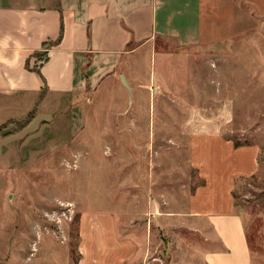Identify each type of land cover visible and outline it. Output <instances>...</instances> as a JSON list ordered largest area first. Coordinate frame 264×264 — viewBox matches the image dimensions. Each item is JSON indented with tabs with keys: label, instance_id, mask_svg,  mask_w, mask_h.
<instances>
[{
	"label": "rangeland",
	"instance_id": "1",
	"mask_svg": "<svg viewBox=\"0 0 264 264\" xmlns=\"http://www.w3.org/2000/svg\"><path fill=\"white\" fill-rule=\"evenodd\" d=\"M156 42L139 55L142 92L105 82L81 105L83 127L63 131L73 134L69 145L0 171V264H77L84 210L113 213L119 232L147 235L155 264L197 262L211 242L187 217L199 180L190 165L195 130L186 125L202 118L220 120L233 142L260 147L258 172L235 182L234 198L251 262L264 264V28L206 46ZM195 107L202 114L190 113Z\"/></svg>",
	"mask_w": 264,
	"mask_h": 264
},
{
	"label": "crops",
	"instance_id": "2",
	"mask_svg": "<svg viewBox=\"0 0 264 264\" xmlns=\"http://www.w3.org/2000/svg\"><path fill=\"white\" fill-rule=\"evenodd\" d=\"M61 25V40L41 60L34 52L56 40ZM260 28L264 0H0V171L31 167L69 145L73 134L64 132L83 127L81 105L105 82L119 80L127 93L142 92L144 47H155L157 40L206 46ZM172 76L179 89L180 80ZM74 112L78 117L68 121ZM201 112L195 107L190 113ZM186 126L195 130L190 165L199 180L187 199V217L211 245L197 262L182 263L252 264L234 187L258 172L260 147L236 146L219 131L218 119ZM54 134L67 141H54ZM99 215H80L77 264H155L156 258H148L147 235L119 232L116 215Z\"/></svg>",
	"mask_w": 264,
	"mask_h": 264
},
{
	"label": "trees",
	"instance_id": "3",
	"mask_svg": "<svg viewBox=\"0 0 264 264\" xmlns=\"http://www.w3.org/2000/svg\"><path fill=\"white\" fill-rule=\"evenodd\" d=\"M62 30H63V27L61 25V29H60V33L58 35V37L56 38V40H49L47 42H45L42 46V49L41 50H36L34 52V54L38 57H40L41 60H45L47 57V50L53 46V45H56L60 40H61V37H62ZM34 70H36L37 72H39V69L37 67H34ZM234 144L237 146V145H240L238 142H234ZM262 194L264 195V192H262ZM234 197H235V194H234Z\"/></svg>",
	"mask_w": 264,
	"mask_h": 264
},
{
	"label": "water",
	"instance_id": "4",
	"mask_svg": "<svg viewBox=\"0 0 264 264\" xmlns=\"http://www.w3.org/2000/svg\"><path fill=\"white\" fill-rule=\"evenodd\" d=\"M121 79H122V81L124 82V79H123V77H121Z\"/></svg>",
	"mask_w": 264,
	"mask_h": 264
}]
</instances>
